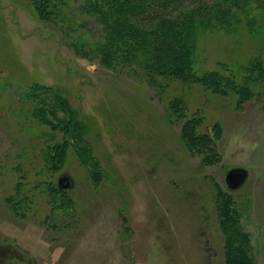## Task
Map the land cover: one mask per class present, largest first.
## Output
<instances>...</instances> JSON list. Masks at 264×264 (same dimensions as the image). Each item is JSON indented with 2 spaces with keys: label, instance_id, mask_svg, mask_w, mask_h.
I'll return each instance as SVG.
<instances>
[{
  "label": "rangeland",
  "instance_id": "1",
  "mask_svg": "<svg viewBox=\"0 0 264 264\" xmlns=\"http://www.w3.org/2000/svg\"><path fill=\"white\" fill-rule=\"evenodd\" d=\"M79 4L70 30L34 0H0V264H231L227 222L264 264V82L248 80L254 60L264 71L263 18L203 4L175 19L199 68L243 67L241 98L154 75L141 51L82 48L101 27ZM236 168L248 178L231 190Z\"/></svg>",
  "mask_w": 264,
  "mask_h": 264
},
{
  "label": "trees",
  "instance_id": "2",
  "mask_svg": "<svg viewBox=\"0 0 264 264\" xmlns=\"http://www.w3.org/2000/svg\"><path fill=\"white\" fill-rule=\"evenodd\" d=\"M78 1L82 14L95 18L101 27L96 30V25L93 23L94 27H90L89 31L93 33L90 35L92 40L83 41L78 37V41L83 45L82 48H87L93 54H99L102 57L105 54L106 56L103 57L105 61H109L110 57L123 58L128 52L141 51L148 60L147 68H151L154 75L161 74V76L173 77L181 82L200 83L205 88H219L220 90L222 83L231 82L236 87L234 91L241 98L247 91L250 96H253L250 87L236 83L237 76L244 73L243 67L237 65L236 68H233L239 67L238 70H234L232 67L226 69L225 73L231 74L229 78H224L225 75L221 71H205L203 68H199L202 63L197 48L194 46L193 33L185 29L182 37L178 40L179 28L175 19L186 8L204 4L205 11L209 16L213 10H216V13L233 15L238 13V10H242L245 17L254 14L255 21L257 18L264 20V0H34V4L36 10L43 15L53 13L50 16H55L56 20H59L61 16L60 22L71 30L79 22L76 16L71 14L74 9L78 8L76 7ZM240 1H244L241 8H239ZM259 1L262 2L261 7L255 5V2L259 3ZM50 16L45 15V17ZM45 20L54 23L52 18H45ZM231 23L232 27L226 26L227 28H221V30L231 31L232 28H235V24L232 21ZM258 26L262 27L259 23ZM247 29L249 32L252 30L249 25ZM252 63L254 73H251L248 80L264 82L261 61L254 60ZM172 107L171 103L170 108ZM174 107L177 106L174 105ZM195 124L197 125V122ZM196 130L193 132L191 129L186 135H183L188 144L194 143ZM76 132V130H71L70 133L74 137ZM210 139L207 135L202 138L201 142H205V140L209 142ZM181 144L184 145V143ZM226 214H228V208ZM224 229L231 247L229 253L231 264H247V262L252 264L254 257L249 254L251 249L248 240L238 235L237 225L227 222Z\"/></svg>",
  "mask_w": 264,
  "mask_h": 264
},
{
  "label": "water",
  "instance_id": "3",
  "mask_svg": "<svg viewBox=\"0 0 264 264\" xmlns=\"http://www.w3.org/2000/svg\"><path fill=\"white\" fill-rule=\"evenodd\" d=\"M248 178V172L245 169L236 168L227 174L226 181L227 185L231 190H237L240 188L246 179ZM73 187L72 179L63 175L58 179V188L60 190H67Z\"/></svg>",
  "mask_w": 264,
  "mask_h": 264
}]
</instances>
